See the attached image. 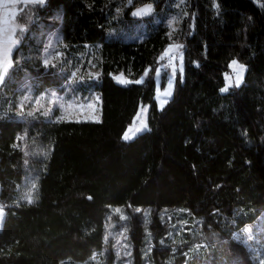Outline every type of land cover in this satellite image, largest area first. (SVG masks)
Listing matches in <instances>:
<instances>
[{"label": "trees", "instance_id": "16d2710c", "mask_svg": "<svg viewBox=\"0 0 264 264\" xmlns=\"http://www.w3.org/2000/svg\"><path fill=\"white\" fill-rule=\"evenodd\" d=\"M147 2L157 20L150 25L155 17H148L141 40H124L122 29L148 20L131 17ZM173 2L44 0L30 9L0 89V264H87L100 252V264H114L106 234L111 218L120 220L117 208L125 213L133 264H194L185 263V252L201 235L171 241L166 214L176 209L201 221L209 249L197 264H260L233 234L264 211V0H184L171 34ZM46 28L57 30L68 50L99 44L100 73L90 87L100 98V120L5 111L3 92L13 95L29 75L37 90L64 81L38 57ZM174 42L184 69L160 108L153 75ZM233 60L245 67L243 82L221 91ZM119 73L132 82L118 83ZM141 105H149V127L125 140Z\"/></svg>", "mask_w": 264, "mask_h": 264}, {"label": "rangeland", "instance_id": "374dc122", "mask_svg": "<svg viewBox=\"0 0 264 264\" xmlns=\"http://www.w3.org/2000/svg\"><path fill=\"white\" fill-rule=\"evenodd\" d=\"M39 2L40 0H0V74L3 76V79L0 80V89L12 70L14 51L21 44L18 32L20 31L22 36L24 34L23 31L27 29V26L22 25L20 22V18H24L23 24L28 20L30 21L32 18V11H30V9ZM183 2L184 0H174L171 4L173 7L178 5V11L175 9L174 12L168 15L167 19V25L170 27L171 34L176 32L179 27L181 21V8L179 6ZM157 15L158 12L153 16L155 17ZM156 18L157 17L153 18V20H151L152 18H148V20L143 22H137L130 26V31L122 29L119 35H123L122 38L126 41L141 40L148 33V25L144 22L148 23L151 20L150 25H152L151 23L154 22V19L156 21ZM42 33L44 39L38 55L41 65L47 70L55 69L59 76L64 78V81L61 83L60 88L47 87L43 90H37L36 79L29 75L18 85L16 88L17 91L13 95H9L5 91L3 92V100L8 96L10 99L7 103V110L5 111L10 110L20 118L42 115L48 120H100V98L90 87V83L97 81L100 73V67L98 65V60L100 59L98 53L99 44H86L82 46L81 50H72L71 48L68 50L65 43L62 41L61 34L57 30L46 28L42 30ZM5 46L9 49L7 55V72L2 71ZM66 49L69 52H66ZM170 55H174L175 58V64L172 69L168 70L166 73H160L158 66L153 75L156 86V100L160 108H163L167 104L161 107V100L169 101L171 99L177 76L184 69L183 51H181L179 43L174 42L170 44L162 54L161 57L163 58L160 57L159 60L164 61ZM21 59L20 56L18 61L21 62ZM45 61H48V63L46 64ZM238 64L241 65L240 63ZM4 73L5 75H3ZM244 73L245 67L242 75L238 77L231 67L227 75L231 77L232 83L229 86L226 80L225 87L230 90L231 87L237 85V79L240 80V85L243 82ZM148 75H150V72L147 71V75L144 74L142 76L143 81ZM114 78L118 83L120 82L117 78L129 81L128 77L123 73L116 74ZM169 83H171V96H165V91L169 90ZM4 106L5 104L3 103V109ZM1 113H3V110L0 111V115ZM148 113L149 105H141L132 123L125 131V133L128 132L130 137V139L127 140L134 139L137 135L148 129ZM144 125H146V127H144ZM137 128H139L140 131H137ZM114 214H116L120 220L111 218V224L106 234L107 238L112 241V245L115 249L116 260L114 264H133L132 244L129 242L127 221L125 220V215H123L125 214L124 210L122 211L120 209L119 213L115 211ZM166 215L168 219L167 222L170 224L169 235L172 238V242H178V238L181 240L187 233H191L193 236L201 235V240L194 239L189 250L185 252V263H190L195 260L194 264H197L199 262L197 260L204 257V254H206L209 249V244L205 242L206 237L201 231L200 219L191 217L190 213L183 209L169 211ZM233 236L250 249L251 253L258 259L260 264H264V211L256 223L246 225L242 229L236 231ZM249 236L251 238H249ZM103 254L104 252L95 253L87 264H100ZM146 260L145 264H152L149 258Z\"/></svg>", "mask_w": 264, "mask_h": 264}, {"label": "snow or ice", "instance_id": "6c2138e0", "mask_svg": "<svg viewBox=\"0 0 264 264\" xmlns=\"http://www.w3.org/2000/svg\"><path fill=\"white\" fill-rule=\"evenodd\" d=\"M40 2L42 3L43 0H40ZM147 11H150V9L139 10V11H138L137 13H135V14H144V13L147 12ZM8 51H9V49L7 48V46H5V48H4V53H3V64H2V71H3V72H7V55H8ZM165 54H167V53H165ZM161 58H163V57H161ZM45 63L47 64L48 61H45ZM230 67L233 68V70L236 72V74H237L238 77H240V76L242 75L243 71H244V67H243L242 65H239V64L237 63V61H235V60L232 61V64L230 65ZM181 70H182V69H181ZM145 75H147V71L145 72ZM225 78H226V80L228 81V85L230 86L231 83H232L231 77L228 76V75L226 74ZM2 79H3V76H2V74H0V80H2ZM117 79L119 80L120 83H124V84L131 83V82H132V81H128V80H126V79H120V78H117ZM134 82L137 83V84L143 83V77H142L141 79H139V80L134 81ZM239 83H240V80L237 79V80H236V84H237V86L239 85ZM170 89H171V83H169V90L165 91V93H164L165 96H171V91H170ZM227 90H228L227 87L221 89V91H227ZM167 102H168L167 100H161V101H160V106L163 107V105L166 104ZM21 106H22V105H21ZM144 127H146V125H144ZM136 130H137V131H140L139 128H137ZM123 138H124L125 140L130 139V137H129V135H128V132H126V133L124 134V137H123ZM24 198L27 199V201H28L29 203H32V202H33L30 193L26 194ZM115 211H116L117 213H119V212H120V209H116ZM137 211H140V210L137 209ZM0 215H2V210H0ZM121 218H123V217H121ZM249 238H251V237L249 236Z\"/></svg>", "mask_w": 264, "mask_h": 264}, {"label": "water", "instance_id": "95a60500", "mask_svg": "<svg viewBox=\"0 0 264 264\" xmlns=\"http://www.w3.org/2000/svg\"><path fill=\"white\" fill-rule=\"evenodd\" d=\"M144 9H150V11H147L144 14H135L139 10H144ZM154 11H155L154 5L152 3L147 2V3L137 7L136 9H134L131 13V17L134 19L148 18V17L153 15Z\"/></svg>", "mask_w": 264, "mask_h": 264}, {"label": "built area", "instance_id": "2783aa9c", "mask_svg": "<svg viewBox=\"0 0 264 264\" xmlns=\"http://www.w3.org/2000/svg\"><path fill=\"white\" fill-rule=\"evenodd\" d=\"M175 64L174 55L168 56L162 63L159 65L160 73H166L168 70L172 69Z\"/></svg>", "mask_w": 264, "mask_h": 264}, {"label": "crops", "instance_id": "0c3cea01", "mask_svg": "<svg viewBox=\"0 0 264 264\" xmlns=\"http://www.w3.org/2000/svg\"><path fill=\"white\" fill-rule=\"evenodd\" d=\"M39 3H41V2H39ZM22 25H24V24L22 23ZM18 36L21 37L20 31L18 32ZM3 75H5V73ZM0 210H2V215H0V230H1L2 225H3L4 218H5V211H4V209H3V207H2L1 204H0Z\"/></svg>", "mask_w": 264, "mask_h": 264}]
</instances>
